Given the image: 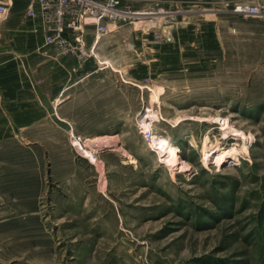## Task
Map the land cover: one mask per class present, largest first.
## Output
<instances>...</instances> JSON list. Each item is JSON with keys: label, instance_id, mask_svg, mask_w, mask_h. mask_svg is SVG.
<instances>
[{"label": "rangeland", "instance_id": "1", "mask_svg": "<svg viewBox=\"0 0 264 264\" xmlns=\"http://www.w3.org/2000/svg\"><path fill=\"white\" fill-rule=\"evenodd\" d=\"M179 1L132 2L1 129L0 264H264V3Z\"/></svg>", "mask_w": 264, "mask_h": 264}, {"label": "crops", "instance_id": "2", "mask_svg": "<svg viewBox=\"0 0 264 264\" xmlns=\"http://www.w3.org/2000/svg\"><path fill=\"white\" fill-rule=\"evenodd\" d=\"M224 1L234 0H181L179 2L208 7L219 5ZM262 1L264 3V0ZM0 2L9 4L8 11L0 14L1 140L5 135L3 130L1 133V129L36 123L32 121V116L36 114L38 108L37 91L40 85H37V79L45 83L43 88L45 87L46 92L67 91L74 85L69 82L70 79L73 74L78 75V72L74 73L71 70L76 63L75 59H62L51 47L45 45L40 21L32 20L27 14L32 0H0ZM220 10L222 11L219 9L217 12ZM81 69L83 70V66Z\"/></svg>", "mask_w": 264, "mask_h": 264}, {"label": "built area", "instance_id": "3", "mask_svg": "<svg viewBox=\"0 0 264 264\" xmlns=\"http://www.w3.org/2000/svg\"><path fill=\"white\" fill-rule=\"evenodd\" d=\"M145 0H32L28 16L40 21L45 45L62 59H75L71 70L78 71L85 60L96 57L100 35L108 32L109 23L127 21L140 15L132 2ZM173 1V0H168ZM0 2V14L9 9ZM230 12L240 16H261L260 4L237 2ZM95 39L90 42V37Z\"/></svg>", "mask_w": 264, "mask_h": 264}, {"label": "bare ground", "instance_id": "4", "mask_svg": "<svg viewBox=\"0 0 264 264\" xmlns=\"http://www.w3.org/2000/svg\"><path fill=\"white\" fill-rule=\"evenodd\" d=\"M140 15H142V13H139ZM141 122V121H140ZM141 124L143 125V130H145V131H147V130H149V131H151V126L150 125H148V123H145V122H141ZM150 138H151V147L153 148V149H155V150H157L160 154H161V156H163V154L166 152H171V146H170V144L168 143V142H164L163 144H162V147H161V145H160V142H159V145H160V147H157L158 145H155V143H156V138H155V136H154V134H152L151 136H150ZM88 141H94V140H91V138H88L87 139ZM205 149H208V147H205ZM239 153H241L238 149H236V148H232L231 150H229V156L230 157H233V156H236V155H239ZM168 158H166V160H167V163H169V164H172V161H173V158L172 157H174L173 155L171 156V155H168L167 156Z\"/></svg>", "mask_w": 264, "mask_h": 264}]
</instances>
